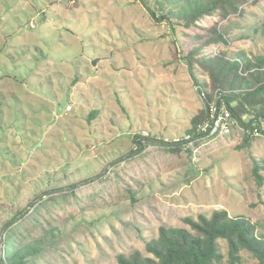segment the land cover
<instances>
[{"label": "rangeland", "instance_id": "obj_1", "mask_svg": "<svg viewBox=\"0 0 264 264\" xmlns=\"http://www.w3.org/2000/svg\"><path fill=\"white\" fill-rule=\"evenodd\" d=\"M146 2L158 16L156 0ZM161 2L163 13L174 10ZM263 20L264 0L187 28L152 19L139 0H0V259L37 242L25 264H118L119 254L148 255L144 242L159 226L188 229L184 218L214 209L264 233V170L261 185L252 175L264 135L237 125L177 152L137 142L187 138L202 103L184 55L216 28L228 42L206 53L243 50L252 59L264 53ZM91 109L98 113L87 124ZM17 208L23 215L4 228ZM217 242L214 264H229ZM239 256L238 264H258L245 250Z\"/></svg>", "mask_w": 264, "mask_h": 264}, {"label": "trees", "instance_id": "obj_2", "mask_svg": "<svg viewBox=\"0 0 264 264\" xmlns=\"http://www.w3.org/2000/svg\"><path fill=\"white\" fill-rule=\"evenodd\" d=\"M149 16L162 21L174 18L176 23L183 27H190L203 16L220 11L223 15L236 13L238 6L248 0H169L174 10L163 13L161 0H156L158 16L151 9L146 0H139ZM255 1V0H252ZM181 2V3H180ZM180 3V4H178ZM259 31L264 37V20L259 25ZM211 34L201 44L192 47L184 55L187 72L196 86V93L200 97L202 107L197 114L190 118V125L185 127L184 135L178 140L165 141L156 136L147 137L146 143H140V150L147 144L160 142L167 145L172 152L179 151L186 143L197 137H205L197 132L199 124L208 118L210 102L223 101L231 112L237 124L246 129L254 126L264 135V53L251 57L246 56L243 50L234 54H227V50H217L206 53L204 47L210 44L228 42L226 34L211 29ZM201 70L208 78V82L200 80L197 71ZM74 82V81H73ZM98 110L91 109L86 114L87 124L97 116ZM247 116L244 119L243 116ZM249 136V135H247ZM247 136L245 143L248 145ZM137 138V135L133 136ZM170 138H173L172 136ZM245 146V145H243ZM128 153L127 157H131ZM126 156L117 157L122 161ZM112 161L111 163L117 162ZM259 170H264V160L253 159L252 175L261 185L262 176ZM102 175V174H101ZM73 185L67 186L73 189ZM60 190V188L51 191ZM50 191V192H51ZM42 198V197H41ZM134 200L133 196L131 197ZM30 201L28 204H31ZM23 208H17L16 213L4 224V228L11 226L23 215ZM188 229L183 227L159 226L157 236L144 242V249L148 255L133 251L128 255L119 254L116 257L118 264H214L222 260L218 240L226 243L229 264L240 263L239 252L245 250L251 254L258 264H264V233H257V225L243 215L230 216L224 209H214L209 216L199 214L196 219L184 218ZM37 242L23 246L5 258L1 264H25L26 259L38 252Z\"/></svg>", "mask_w": 264, "mask_h": 264}, {"label": "built area", "instance_id": "obj_3", "mask_svg": "<svg viewBox=\"0 0 264 264\" xmlns=\"http://www.w3.org/2000/svg\"><path fill=\"white\" fill-rule=\"evenodd\" d=\"M208 112V118L199 124L196 130L203 133L205 137L228 135L238 125L237 120L232 117L222 100L219 101V104L215 101L210 102ZM241 128L244 130L243 127ZM244 132L249 136H263L255 126L252 129L244 130Z\"/></svg>", "mask_w": 264, "mask_h": 264}, {"label": "water", "instance_id": "obj_4", "mask_svg": "<svg viewBox=\"0 0 264 264\" xmlns=\"http://www.w3.org/2000/svg\"><path fill=\"white\" fill-rule=\"evenodd\" d=\"M93 64H94V62H93Z\"/></svg>", "mask_w": 264, "mask_h": 264}]
</instances>
